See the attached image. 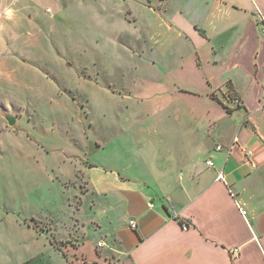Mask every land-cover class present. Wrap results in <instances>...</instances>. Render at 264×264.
Segmentation results:
<instances>
[{
  "label": "crops",
  "instance_id": "0c3cea01",
  "mask_svg": "<svg viewBox=\"0 0 264 264\" xmlns=\"http://www.w3.org/2000/svg\"><path fill=\"white\" fill-rule=\"evenodd\" d=\"M157 1L152 18L166 15L173 37L146 40L176 45L177 58L154 85L177 103L160 133L96 143L110 164L81 167L75 216L54 233L64 244L49 237L37 264H264V0ZM13 5L0 0L2 44Z\"/></svg>",
  "mask_w": 264,
  "mask_h": 264
},
{
  "label": "rangeland",
  "instance_id": "374dc122",
  "mask_svg": "<svg viewBox=\"0 0 264 264\" xmlns=\"http://www.w3.org/2000/svg\"><path fill=\"white\" fill-rule=\"evenodd\" d=\"M156 1L15 0L0 43V264H37L48 238L64 234L81 167L110 164L101 138L127 148L128 136L164 130L163 107L177 100L154 84L177 48L146 40L173 37L166 15L152 18Z\"/></svg>",
  "mask_w": 264,
  "mask_h": 264
},
{
  "label": "built area",
  "instance_id": "2783aa9c",
  "mask_svg": "<svg viewBox=\"0 0 264 264\" xmlns=\"http://www.w3.org/2000/svg\"><path fill=\"white\" fill-rule=\"evenodd\" d=\"M262 32H263V35H264V27L262 28ZM227 98L229 100H231L235 105H238L240 103V100L236 97H233V96H227ZM234 142H237V137L235 136L234 138ZM218 149H220V146L217 147ZM243 154H244V159L252 166V167H255V163L251 160V156L253 155V150L252 149H249V148H245L243 149ZM209 165H212V161H208L207 162ZM217 178L218 179H222L223 178V175H222V171H220L217 175ZM243 213H245V211H243ZM128 225L131 229H135L136 227V223L134 222V220H129L128 221ZM187 225L186 224H183V228H186ZM102 243L101 242H98V246H101ZM239 254V250L238 248H234L230 251V255L231 257L233 258H236Z\"/></svg>",
  "mask_w": 264,
  "mask_h": 264
},
{
  "label": "trees",
  "instance_id": "16d2710c",
  "mask_svg": "<svg viewBox=\"0 0 264 264\" xmlns=\"http://www.w3.org/2000/svg\"><path fill=\"white\" fill-rule=\"evenodd\" d=\"M50 242L58 249H61L62 245L64 244V241H59L56 239V237L54 236V233L50 237Z\"/></svg>",
  "mask_w": 264,
  "mask_h": 264
},
{
  "label": "water",
  "instance_id": "95a60500",
  "mask_svg": "<svg viewBox=\"0 0 264 264\" xmlns=\"http://www.w3.org/2000/svg\"><path fill=\"white\" fill-rule=\"evenodd\" d=\"M5 118L7 119L9 125L14 124L15 119L13 117L6 115Z\"/></svg>",
  "mask_w": 264,
  "mask_h": 264
}]
</instances>
